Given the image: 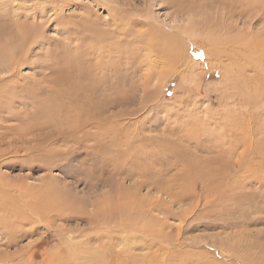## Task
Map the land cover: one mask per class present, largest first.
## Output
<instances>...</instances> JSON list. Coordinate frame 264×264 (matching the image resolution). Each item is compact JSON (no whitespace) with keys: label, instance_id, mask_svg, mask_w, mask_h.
I'll return each mask as SVG.
<instances>
[{"label":"rangeland","instance_id":"374dc122","mask_svg":"<svg viewBox=\"0 0 264 264\" xmlns=\"http://www.w3.org/2000/svg\"><path fill=\"white\" fill-rule=\"evenodd\" d=\"M40 1L0 0V24L8 26L0 33V194L7 209L21 190V221L31 218L21 234L0 225V255L16 256L0 264H49L51 250L66 253L68 240L101 264H264V78L262 87L253 61L235 55L203 62L195 54L200 64L168 63L148 83L137 67L150 36H212L221 49L238 47L228 39L240 34L262 36L264 3ZM17 21L21 34L12 29ZM73 50L104 89L84 98L59 85ZM74 97L83 103L79 115ZM47 99L54 118L41 113ZM85 109L98 113L96 124L53 140L77 115L85 119Z\"/></svg>","mask_w":264,"mask_h":264},{"label":"bare ground","instance_id":"6f19581e","mask_svg":"<svg viewBox=\"0 0 264 264\" xmlns=\"http://www.w3.org/2000/svg\"><path fill=\"white\" fill-rule=\"evenodd\" d=\"M34 1V0H32ZM42 1V0H41ZM40 1V2H41ZM47 1V0H46ZM52 1V0H51ZM56 1H59L58 2V5L59 3H62L63 0H56ZM101 1V0H100ZM183 1V0H182ZM232 1V0H231ZM260 1V2H259ZM258 2L259 3H264L262 0H259ZM245 2V1H244ZM34 3V2H33ZM97 3V2H96ZM95 3V4H96ZM101 3V2H100ZM46 4V3H45ZM178 5V4H177ZM180 6L183 5V4H179ZM178 5V6H179ZM108 6V5H107ZM114 6V5H113ZM52 7H54V16L55 18H59L61 17V13L58 12L60 11L61 9V6H57L56 4H54V6L52 5ZM106 7V6H105ZM182 8V7H181ZM263 8V6H262ZM60 9V10H59ZM2 12V11H1ZM90 12V11H89ZM15 13V12H14ZM9 14V13H8ZM16 14V13H15ZM17 15V14H16ZM8 16V15H7ZM14 16V14H13ZM86 20H87V23L88 22H91V20H89V16L88 18L85 17ZM3 20V19H2ZM85 20V21H86ZM94 20V19H93ZM5 21V20H4ZM142 21V20H141ZM146 21V20H145ZM7 22V21H6ZM126 23V22H125ZM141 23V22H140ZM118 25H121L123 26L124 24L121 23V22H118L117 23ZM127 24V23H126ZM145 24V23H144ZM157 24V23H156ZM1 25V24H0ZM76 25V24H75ZM79 25V24H78ZM14 27L12 29H15L16 32H18L19 34H21V32L25 29L24 25L21 24V22L17 21L14 23L13 25ZM125 26V25H124ZM123 26V27H124ZM149 26V25H148ZM158 26V25H157ZM167 26V25H166ZM173 28V25H171ZM85 27V25L83 26V28ZM8 29V26H4V24H2L0 26V33L2 32L1 30L3 29ZM150 28H153V30H155V26L153 27H150ZM155 28V29H154ZM183 28V27H182ZM125 28H123L124 30ZM129 29V28H128ZM149 29V27H148ZM174 29V28H173ZM127 30V29H126ZM147 30V29H146ZM152 30L151 33H153L154 31ZM157 30V31H156ZM156 33L160 31V28L156 29ZM167 30V29H166ZM176 30V29H175ZM183 30V29H182ZM202 30V29H201ZM11 31V30H10ZM30 31V30H29ZM173 31V30H172ZM200 31V30H198ZM168 31H165V33L167 34ZM181 32V31H180ZM186 32V31H185ZM184 32V33H185ZM170 33V32H169ZM176 33V32H175ZM171 33L169 34L168 36L166 35H159V36H150L148 40H152L153 41V44L152 46H146L144 48V51H145V54L142 58V60H139L138 64H137V67H139L144 73L143 75V79L141 81H144L145 83H148L149 81H151L153 79V77L159 73L157 72L156 70L157 69H160L161 66L163 65H168L170 66V64L172 65L173 64V67L174 65L177 66L178 63H181L182 65H186V63L188 64L189 67L187 68H192L194 65L196 64H200V61H203V59L207 58V59H210L209 57L211 56V58L215 57L216 60H218L219 62H221L223 60V57L224 56H227L228 59H230L232 62L233 60L235 61V56L237 58H240V60H243V58H246V60L248 59L249 63L251 64V61L252 64L250 66V68H252V73H254V80L255 82L259 83L260 86L263 85V78L264 76H262V73L260 72L261 76L259 77V74L257 73V69H260V70H263L264 72V59L262 60V63H260V53L262 52L260 49V41L257 40V39H261L263 36H264V33L261 32L262 36H255L253 38H251L250 40L247 41V39L245 40V38L242 36V34H240V36L238 35L237 37H235V39H228V41L230 42V40H234V42L238 43V47H227V45H222V46H225L224 48L222 47V49L220 47H218L215 43L213 44V41H211V39H214L212 38V34L208 33V36H211L210 39H208V41L206 42H201L199 40H192L191 36L187 34H181L183 38H181V35H178V33ZM199 35L201 36L202 34H200V32H198ZM214 33V31H213ZM136 34V33H135ZM205 34V33H204ZM122 35V33H121ZM137 35V34H136ZM214 35V34H213ZM220 35V34H219ZM219 35H216V37H219ZM28 36V35H27ZM127 36H129V34H127ZM138 36V35H137ZM205 36V35H204ZM222 36H225V35H222ZM246 36V35H245ZM207 36H205L206 38ZM226 37V36H225ZM249 37V36H248ZM124 38V37H122ZM129 38V37H128ZM204 38V40H206ZM221 39V37H219ZM139 39V38H138ZM184 39V40H182ZM219 39V40H220ZM237 39V40H236ZM124 40V39H122ZM126 40V39H125ZM130 41L132 43H137V42H140L142 40H137L135 38L133 39H127V41ZM262 40V39H261ZM78 41V40H77ZM216 41V40H215ZM214 41V42H215ZM223 40H221V43H222ZM263 41V40H262ZM145 42V40L143 41ZM184 42V43H183ZM132 43L130 46H132ZM220 43V44H221ZM225 43V42H224ZM227 43V42H226ZM120 46H122L121 42L119 43ZM145 44V43H144ZM143 44V45H144ZM219 44V43H218ZM228 44V43H227ZM231 44V43H230ZM249 46V47H248ZM77 47V46H76ZM125 47V46H124ZM99 48V46H98ZM94 49V47H93ZM117 49V47H116ZM139 51V50H138ZM142 51V50H141ZM77 51L73 50V54H75L76 56L73 58V65L70 64L68 67L65 68V70L63 71V75H61L60 77H58V82H59V85L62 83H68L71 84L73 87H78L79 89L75 88V91L77 90H81V95L84 94V98H86L87 95H89L90 91H94V88L95 90L97 89H104L105 88V83L102 79H100L101 75L98 73V74H93V70H90L89 67H86V69H83L80 67V64H78L77 62L78 61H83L81 56L77 55L76 54ZM92 52V51H91ZM99 52H102V51H99ZM112 52V50H111ZM202 53V55L200 53ZM110 53V52H109ZM142 53H140L141 55ZM195 54H197V57L202 59L198 62V60H196L193 55L195 56ZM231 54V55H230ZM199 55V56H198ZM235 55V56H234ZM262 55V54H261ZM100 56H103L100 54ZM142 56V55H141ZM213 56V57H212ZM54 57V56H53ZM226 58V57H224ZM233 58V60H232ZM261 58H264V53H263V57ZM70 59V58H69ZM72 59V58H71ZM88 59V58H87ZM229 60V61H230ZM259 60V61H258ZM15 61V60H14ZM70 61V60H69ZM68 61V62H69ZM238 62H241L239 60H236ZM97 62V61H96ZM204 62V61H203ZM237 62V63H238ZM58 63V62H57ZM70 63V62H69ZM68 63V64H69ZM85 63V62H84ZM170 63V64H168ZM231 63V62H230ZM230 63L228 64L229 67L233 68L234 66H231ZM244 64V62H241ZM239 63V64H241ZM233 65V63H231ZM235 64V63H234ZM249 64V65H250ZM89 65V64H88ZM255 65V69L253 68V66ZM53 66V65H52ZM65 67V66H64ZM136 67V66H135ZM172 67V68H173ZM171 68V66H170ZM94 69V68H93ZM101 69V68H100ZM73 72V74L71 75V73H68V72ZM77 71L79 72V75L77 74ZM62 72V70L60 71ZM66 73H68L66 75ZM78 76H77V75ZM264 75V74H263ZM69 78V79H68ZM78 79V80H77ZM82 79H85L84 83L82 82ZM55 79L52 78V83ZM51 83V84H52ZM117 84V83H116ZM53 85V84H52ZM115 85V84H114ZM113 85V86H114ZM64 86V85H63ZM71 86V87H72ZM65 87H68V86H65ZM263 87V86H262ZM51 88V87H50ZM151 88V87H150ZM49 89V88H48ZM55 89V88H54ZM63 89V88H61ZM74 89V88H73ZM77 89V90H76ZM53 90V89H52ZM65 90V89H63ZM118 90V89H117ZM150 90V89H149ZM49 91V90H48ZM58 91V90H57ZM111 91V90H110ZM120 91V90H119ZM51 92V90L49 91V93ZM263 91L259 92V93H263ZM48 93V94H49ZM55 93V92H54ZM64 93V92H63ZM103 93V92H102ZM112 93L114 94H117L114 90L112 91ZM61 95V94H60ZM59 95V96H60ZM98 95V94H97ZM112 95V94H111ZM58 96V95H57ZM104 96V95H103ZM110 96V95H109ZM54 97V96H53ZM72 97V96H70ZM46 98V97H45ZM52 99V98H50ZM103 99V98H102ZM108 99V97H107ZM8 100V99H7ZM56 100V99H55ZM54 100V101H55ZM77 101L78 103L76 104L77 107H80V108H77L79 109L78 110V115L80 113H82V110L84 111V108H82V105L83 103L79 102V98L78 97H74L72 99V101ZM104 100V99H103ZM113 100V99H112ZM53 101V99H52ZM59 101V100H58ZM57 101V102H58ZM92 101V99H91ZM101 101V100H100ZM64 102V101H63ZM63 102H59L60 104ZM56 103V102H55ZM58 103V104H59ZM70 103V102H69ZM68 103V104H69ZM73 103V102H72ZM71 103V104H72ZM76 103V102H74ZM101 103V102H100ZM59 104V105H60ZM65 104V103H64ZM247 104V103H245ZM56 105V104H55ZM55 105L53 102H51L50 100H45V107H43V111L41 112L42 114H45L49 117H53L55 116V112L57 111L56 108H55ZM63 106V105H62ZM75 106V105H74ZM247 106V105H246ZM58 107V106H57ZM61 108V105L59 106ZM65 105H64V109H65ZM56 110V111H54ZM61 111V110H60ZM89 111V110H88ZM98 111V110H97ZM40 113V112H39ZM96 113V112H95ZM59 114V113H57ZM56 114V115H57ZM61 115V114H60ZM78 115H77V118L73 119L69 125H63V126H66V131H59L58 133H56L55 135V139L57 138H60V139H64V138H67L70 133H74L72 134L71 136L73 137V135H75L77 132V130L79 128H83V126H85L84 124L88 123V122H92L94 124H96L98 121V113H96V115H88L87 113V110L85 109V112H84V118H82L80 121L78 120ZM64 116V115H63ZM63 116L61 117V119L63 118ZM56 117V116H55ZM68 117V116H67ZM66 117V118H67ZM50 118V119H51ZM70 118V117H69ZM72 119V118H71ZM55 120V119H54ZM42 121V120H41ZM44 121V120H43ZM52 121V120H51ZM101 121V120H100ZM99 121V122H100ZM54 122V121H53ZM249 122V121H248ZM35 123V122H34ZM62 123V122H61ZM60 123V124H61ZM66 123V122H65ZM51 122L50 120L43 123L44 127H46L47 125H50ZM59 124V123H58ZM68 124V123H67ZM89 124V123H88ZM39 125H42L41 123H39ZM56 125V124H55ZM87 125V124H86ZM57 126V125H56ZM60 126V125H59ZM53 127V126H52ZM69 127V128H67ZM97 127V126H96ZM24 129V128H23ZM229 129V128H228ZM229 131V130H228ZM30 132V131H29ZM230 132V131H229ZM54 137V136H53ZM223 139V138H222ZM63 141V140H62ZM224 141V140H223ZM259 141V140H258ZM243 142H245V140H243ZM228 145V144H227ZM235 145V144H234ZM228 148V147H227ZM230 152H231V149H230ZM231 158V157H230ZM236 160V159H235ZM241 160V159H240ZM232 161V160H231ZM239 162V161H238ZM2 162H0L1 164ZM259 163V162H258ZM4 164V163H2ZM1 166V165H0ZM244 167V166H243ZM242 168V167H241ZM237 173V172H236ZM241 173V172H240ZM242 176V175H241ZM1 178V177H0ZM237 178V177H236ZM16 191V190H15ZM20 193L17 192V195L16 196H13L15 199L16 197V204H14L12 202V204L9 203V207L11 208H5L6 207V201H4V199H1V194H0V210L2 212L1 214V218H2V221H1V226L3 227H6V229L8 230V232H11V233H19L21 234V227H23V225L25 224H29L31 223V218L28 217V220L29 221L28 223H25V221H21V206H18L17 203L19 201V199L21 198V190H19ZM41 193V192H40ZM32 195V194H31ZM25 196V195H24ZM36 199V198H35ZM38 204V203H37ZM42 205V204H41ZM40 205V206H41ZM46 206V205H44ZM34 207V206H33ZM53 207V206H52ZM36 208V207H35ZM38 209V208H37ZM41 210V209H40ZM45 210V209H44ZM47 210V209H46ZM27 211V210H26ZM42 211V210H41ZM37 212V211H36ZM53 215V219H56L57 218V215L56 213L52 214ZM51 215V216H52ZM4 216L6 217V219L4 218ZM38 216L40 217V212L38 214ZM37 217V216H36ZM41 218H49L48 215H46V217L42 216ZM102 218V217H101ZM26 219V218H25ZM92 219V218H91ZM1 220V219H0ZM92 223V222H91ZM94 224V223H93ZM101 224V223H100ZM105 226V225H104ZM101 228V227H100ZM108 228V227H107ZM126 231V230H125ZM18 234V235H19ZM17 237V236H16ZM15 237V238H16ZM81 241V240H80ZM69 246H67V250L66 253H64L62 250H60L59 248L56 249V250H51V252L49 253V259H48V263L49 264H101V261L100 259L96 260V261H89L88 260V257L87 254L85 255H80L78 252L76 253L75 251L80 247L79 245H81V242H78V243H75V242H69V240L67 241ZM82 251V250H81ZM80 252V251H79ZM97 253V252H96ZM66 254V255H65ZM82 254V252H81ZM100 255V254H99ZM16 257L15 255H0V262L4 263L8 260H11L12 258ZM147 257V256H146ZM63 258H66V259H63ZM89 258H92V257H89ZM94 258V257H93ZM28 260L31 259V255L29 256L28 255ZM66 261V262H64ZM96 259V258H95ZM27 260V261H28ZM47 260V259H46ZM102 260V259H101ZM106 261V260H105ZM92 262V263H91Z\"/></svg>","mask_w":264,"mask_h":264}]
</instances>
